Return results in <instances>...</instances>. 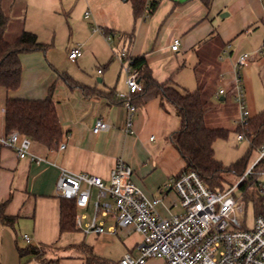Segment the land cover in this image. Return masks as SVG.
Returning a JSON list of instances; mask_svg holds the SVG:
<instances>
[{
    "label": "crops",
    "instance_id": "obj_1",
    "mask_svg": "<svg viewBox=\"0 0 264 264\" xmlns=\"http://www.w3.org/2000/svg\"><path fill=\"white\" fill-rule=\"evenodd\" d=\"M155 1V11L136 21L129 0H0V9L10 18L5 32L8 41L28 31L48 45L46 51L21 56L23 76L18 90L7 92L0 87V136L7 134L4 107L8 97L43 100L51 88L63 131L56 149L31 140L29 151L40 158L38 162L0 148V206L4 204L5 215L15 218L11 224L0 221V264H110L126 254L139 255L142 236L130 226L122 231L127 252L117 261L109 258L106 246L119 235V229L116 235L110 233L116 225L111 216L99 220L105 227L103 234L85 233L90 221H83L81 229L77 220L75 231L61 232V198L56 187L63 169L101 178L109 185L117 161L123 160L132 167V180L145 196L160 200L158 213L162 217L177 215L179 197L165 185L186 166L171 138L180 129L181 118L161 96L150 97L138 102L134 133H125L129 113L118 95L127 92V84L115 57L122 47L133 58H143L161 84L170 82L194 92L200 85L213 83V94L221 102L213 105L224 113L232 108L239 114L231 68L240 55L252 57L249 68L241 71L248 94L251 75H264L263 0H210L209 5L204 0H149ZM73 3L83 6V17L66 12ZM86 12H90L89 19ZM60 13L68 17H58ZM119 33L124 35L122 40L106 41L105 34ZM176 39L180 40L179 50L172 51ZM54 45L65 47L63 63L51 52ZM75 49L82 54L72 61L69 54ZM62 74L90 93L69 86ZM221 87L226 94L218 96ZM99 119L110 128L95 134ZM234 120L238 123L239 118ZM91 207L92 203L86 209ZM80 244L85 245L84 251L73 248ZM41 245L51 247L43 259L20 255L19 249ZM146 264L167 263L150 259Z\"/></svg>",
    "mask_w": 264,
    "mask_h": 264
},
{
    "label": "built area",
    "instance_id": "obj_2",
    "mask_svg": "<svg viewBox=\"0 0 264 264\" xmlns=\"http://www.w3.org/2000/svg\"><path fill=\"white\" fill-rule=\"evenodd\" d=\"M264 2V0H263ZM85 18H90L86 12ZM115 38L122 40L123 34H105L107 42ZM180 40L176 39L171 47L178 51ZM230 46L226 50H229ZM82 52L75 49L69 59L75 61ZM125 75L127 92L119 94L123 105L128 109L126 134L134 133V116L138 108L136 96L144 91L140 80V70L134 65L135 58L129 54L126 46L115 54ZM222 59V57H221ZM252 57L245 53L232 65V93L239 110L238 127L244 128L250 113L247 109L245 89L241 70L251 64ZM225 80V75H221ZM221 87L218 96L225 95ZM110 126L99 119L93 128L95 134L105 132ZM245 136L239 134L237 140ZM31 139L18 132L0 136V148L12 149L19 158H28L38 162L40 158L30 153ZM64 148V146H62ZM264 158V148L260 159ZM257 163L231 186L223 191L211 190L195 171H183L171 179L165 188L174 191L183 208L181 215L162 217L156 207L160 200H149L143 191L133 182V169L123 160H118L111 172L110 183L86 174H76L65 169L61 171L57 182V195L74 201L79 209L93 205V217L83 230L85 233H105L100 217H113L116 225L110 233L117 234L118 228L135 227L141 234L139 255H124L118 263L110 264H146L150 259H163L167 264H264V212L256 215L252 229H247L237 220V214L247 209V201L238 197L236 191L240 184L249 178H256L262 195L264 208V169H256ZM93 188L98 190L93 199ZM110 199L111 201H109ZM86 216L77 217V226L82 229ZM29 241V237L25 236Z\"/></svg>",
    "mask_w": 264,
    "mask_h": 264
},
{
    "label": "trees",
    "instance_id": "obj_3",
    "mask_svg": "<svg viewBox=\"0 0 264 264\" xmlns=\"http://www.w3.org/2000/svg\"><path fill=\"white\" fill-rule=\"evenodd\" d=\"M209 5L210 0H204ZM133 16L137 21L146 12L152 14L158 2L149 0H129ZM10 24V18L0 9V87L7 92L20 88L23 76V63L21 56L39 50L46 51L48 45L39 41L36 34L23 31L15 40L8 41L5 32ZM134 65L140 70V80L144 91L136 96L135 104L150 97L161 96L171 104L181 118V127L172 135V141L186 162L184 171H195L204 183L214 191H223L227 177L238 176L239 179L247 172L246 160L243 158L230 167L216 160L213 148L214 142L220 138H227L229 130L225 128H212L208 125V117L216 107L211 103L206 92V85H200L194 92L183 91L171 84L157 82L143 58L135 59ZM62 79L71 87H79L86 93L90 89L80 86L66 74ZM4 122L6 135L18 132L22 136L41 144L48 149H56L62 142L63 131L53 100V88L43 100H28L8 97L4 107ZM251 142L252 148L264 147V111L250 117L244 128H237ZM256 169H264V158L256 165ZM239 189L248 202H253L256 215L262 214V195L259 191V182L252 177L244 180ZM78 207L74 201L61 198L60 230L72 232L76 230V216ZM15 220L4 213V204L0 206V221L11 224ZM73 248L84 251L85 245L80 244ZM51 247L28 246L19 249L20 255H34L40 259L45 258ZM95 258V257H94ZM93 258V259H94ZM96 259V258H95ZM99 264H109L100 261Z\"/></svg>",
    "mask_w": 264,
    "mask_h": 264
},
{
    "label": "rangeland",
    "instance_id": "obj_4",
    "mask_svg": "<svg viewBox=\"0 0 264 264\" xmlns=\"http://www.w3.org/2000/svg\"><path fill=\"white\" fill-rule=\"evenodd\" d=\"M71 6L72 9L70 10L72 11L70 12L68 8H67L68 10L66 11L67 13L71 14V17L73 13H74V17H83L84 8L81 4L76 6L73 3ZM70 14L68 15L70 16ZM58 17H68V16H65V14L60 13V16ZM65 36H68V34ZM11 40H15V37L11 38ZM64 48L65 47L63 45H59V46L54 45L50 47L51 52L54 53L55 58H57L56 60L60 63H63L64 59L67 57L66 50ZM249 66L242 68V70L245 71V69L249 68ZM207 84H208L206 88L207 95L210 98L211 103H213L217 107V105H220L221 102L218 101V99L213 94L214 93L213 91L214 89L212 90V88H214L213 83H207ZM243 85H244L245 97L247 101V109L250 113V117H254L264 110V75H260L257 72L251 75V79L250 81H248L249 94L246 89L247 86L245 80H243ZM228 111L229 112L224 113L220 110L218 111L215 110L211 112L208 117L209 120L208 125L210 127L212 128L223 127L229 130V134L227 138H220L214 142L213 148L215 151V158L216 160L221 162L224 165V167H230L235 163H237L238 161L245 158L246 169L247 170L251 169L260 159L261 152L264 147L260 149L252 148L251 142L247 138L239 142L237 140V137L240 133L237 132L238 123L234 120V119L238 120L239 114L236 110L232 108H229ZM238 180L239 177L235 175H231L227 177L226 182L223 185L224 189H229L231 186L235 185ZM97 193L98 190L96 188H93V199L96 198ZM236 195L238 197H241L243 193L241 192L240 189H238L236 191ZM108 200L111 201L110 199ZM183 211L184 210L181 206V203L180 201H178V205L175 208L174 212L177 215H181ZM77 214L78 216L86 215L87 219L84 220V223H86L91 220L93 216V209L92 207L90 209H86V208L78 209ZM255 219H256V212L253 202H248L246 211L237 214V220L240 222L241 225H243L247 229H252L254 227ZM99 220H101V217L99 218ZM118 229H119V235L116 236L117 240L111 242L106 246V249H108V252L110 254L109 258L112 259V261H117L123 256V254L127 252L122 237V231L126 229L125 228H118Z\"/></svg>",
    "mask_w": 264,
    "mask_h": 264
}]
</instances>
